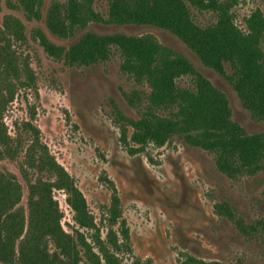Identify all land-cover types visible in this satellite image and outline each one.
<instances>
[{
	"label": "rangeland",
	"instance_id": "obj_1",
	"mask_svg": "<svg viewBox=\"0 0 264 264\" xmlns=\"http://www.w3.org/2000/svg\"><path fill=\"white\" fill-rule=\"evenodd\" d=\"M52 1L43 0V9ZM109 4L110 0H95L102 19L90 21L73 40L85 30L153 33L161 43L188 56L226 93L234 119L249 131L264 130V120L245 108L228 78L205 66L177 35L151 25L109 22ZM190 5L198 24L217 20V12ZM0 6V25L7 15L19 17L25 25L24 38L13 41L18 71H0V92L8 99L3 121L15 149L14 156L0 157V168L14 173L21 183L23 206L31 182L56 179V173L38 166L41 145H46L82 191L95 223L80 225L67 191L54 187L62 226L77 241L83 233L103 263L107 249L122 264H201L200 260L264 264L263 228L244 233L235 219L216 208L226 203L235 218L264 221V172L230 176L218 169L214 153L176 135L162 145L140 146L124 139L122 129L128 121L121 115L137 118L140 113L126 95L148 88L122 71L119 53L98 63L69 65L42 47L35 30H45L43 22L26 16L18 0H1ZM256 8L264 13V0H238L233 7L236 23L246 28V19ZM181 82L188 83V77ZM78 246L80 264H94L83 245Z\"/></svg>",
	"mask_w": 264,
	"mask_h": 264
},
{
	"label": "trees",
	"instance_id": "obj_2",
	"mask_svg": "<svg viewBox=\"0 0 264 264\" xmlns=\"http://www.w3.org/2000/svg\"><path fill=\"white\" fill-rule=\"evenodd\" d=\"M94 1L53 0L44 10L43 0H18V7L26 16L43 22L45 30L38 28L35 34L54 58L63 59L69 65H89L105 61L118 52L122 57V71L147 86L148 89L136 88L126 95L140 113L137 118L120 114L128 121L122 129L124 139L129 137L140 146L150 142L162 145L176 135L214 153L218 169L230 176L264 172V130L249 131L234 119L226 93L197 69L188 56L161 43L150 32L85 30L73 40L76 32L90 21L102 19L94 8ZM237 1L110 0L107 20L151 25L177 35L205 66L228 78L254 118L264 120V13L260 8L254 9L246 19V28H242L233 12ZM190 3L217 12V20L205 26L198 24L192 17ZM24 28L23 21L15 15H7L0 25V71H18L13 41L15 37L24 38ZM185 77L188 83L183 84L181 80ZM7 100L0 92V157L15 154L3 121ZM41 148L38 166L57 175L55 180L38 178L30 183L27 206L21 204L22 186L16 175L0 168V261L80 264L78 245L81 243L94 264H122L114 251L107 249H103V263L83 233H79L77 241L63 228L54 187L67 191V201L80 225L93 227L95 223L73 177L46 145ZM216 208L235 219L244 233H252L259 226L264 231V221L252 223L235 218L226 203H218ZM110 242L116 245L115 240ZM200 263L221 264L201 260Z\"/></svg>",
	"mask_w": 264,
	"mask_h": 264
}]
</instances>
